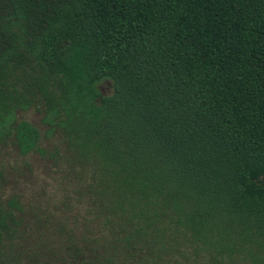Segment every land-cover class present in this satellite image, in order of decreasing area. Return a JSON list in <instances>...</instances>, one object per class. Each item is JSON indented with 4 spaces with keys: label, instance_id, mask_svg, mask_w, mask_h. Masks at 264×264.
<instances>
[{
    "label": "trees",
    "instance_id": "trees-1",
    "mask_svg": "<svg viewBox=\"0 0 264 264\" xmlns=\"http://www.w3.org/2000/svg\"><path fill=\"white\" fill-rule=\"evenodd\" d=\"M0 149V264H264V0H0Z\"/></svg>",
    "mask_w": 264,
    "mask_h": 264
},
{
    "label": "rangeland",
    "instance_id": "rangeland-1",
    "mask_svg": "<svg viewBox=\"0 0 264 264\" xmlns=\"http://www.w3.org/2000/svg\"><path fill=\"white\" fill-rule=\"evenodd\" d=\"M19 116L21 118H26L31 120L32 122L36 123L41 128V130L43 129L42 125L39 122L38 114L33 110L20 111ZM23 160L28 162L29 168L24 166V164L22 163ZM3 164L7 165L8 167L9 176L14 175V171L12 167H16V166L20 167L16 170L19 171L22 174V176L25 178L21 184V186H24V188L25 186H27V184L30 183L29 180L30 171L37 176L46 177L44 173V169L46 168V162L43 159L39 158V156L37 155H31L21 158L14 153L8 155L4 150L0 149V166ZM10 184L14 185V182L10 180ZM17 188L18 185L16 186V189Z\"/></svg>",
    "mask_w": 264,
    "mask_h": 264
}]
</instances>
